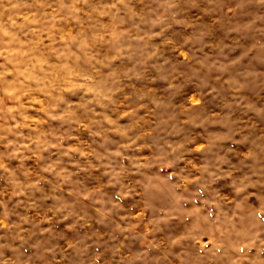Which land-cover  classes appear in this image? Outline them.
Here are the masks:
<instances>
[{"label": "rangeland", "instance_id": "rangeland-1", "mask_svg": "<svg viewBox=\"0 0 264 264\" xmlns=\"http://www.w3.org/2000/svg\"><path fill=\"white\" fill-rule=\"evenodd\" d=\"M0 264H264V0H0Z\"/></svg>", "mask_w": 264, "mask_h": 264}]
</instances>
